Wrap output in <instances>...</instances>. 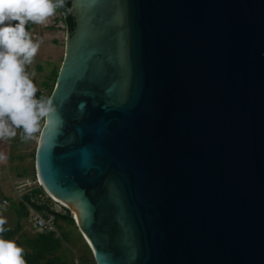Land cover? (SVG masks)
Wrapping results in <instances>:
<instances>
[{"label": "water", "instance_id": "water-1", "mask_svg": "<svg viewBox=\"0 0 264 264\" xmlns=\"http://www.w3.org/2000/svg\"><path fill=\"white\" fill-rule=\"evenodd\" d=\"M63 14L35 169L95 263L264 264V0Z\"/></svg>", "mask_w": 264, "mask_h": 264}, {"label": "clouds", "instance_id": "clouds-1", "mask_svg": "<svg viewBox=\"0 0 264 264\" xmlns=\"http://www.w3.org/2000/svg\"><path fill=\"white\" fill-rule=\"evenodd\" d=\"M64 4L65 0H0V139L15 137L17 129H22V140L34 139L40 121L56 112L51 99L36 98L38 89L31 78L35 72L25 70L40 48L26 25L44 24ZM79 108L83 111L85 104ZM6 223L0 216V264H26L24 249L3 238Z\"/></svg>", "mask_w": 264, "mask_h": 264}, {"label": "rangeland", "instance_id": "rangeland-1", "mask_svg": "<svg viewBox=\"0 0 264 264\" xmlns=\"http://www.w3.org/2000/svg\"><path fill=\"white\" fill-rule=\"evenodd\" d=\"M26 31L30 33L34 42L40 40L42 41L41 45L44 44L40 47V55L38 50L33 63L26 66L25 70L28 73L35 72V76L31 77L33 83L37 89H43L47 93L49 87L43 88V82H46L48 85L52 84L51 71L56 69L57 72L58 66L61 64L67 29L60 15L55 11L44 24L31 23L30 27H26ZM40 31L41 34H39ZM53 40H56V42ZM43 120L40 121L39 131L35 134L34 139L28 141L22 140V129H17V135L13 138L0 139V155L4 157V159H0V200L3 197H7L9 200L8 208L0 212V216L6 219V224L9 226H15L17 222L15 212L11 206V200L17 201L22 193L28 191L35 184L40 183L36 175L34 154ZM24 168L26 169L25 171L23 170ZM49 206L54 211L65 212V207L58 202L49 201ZM57 222L62 225V229H56L54 233L60 234L62 230L69 231L70 241L63 243V247L69 248L70 254L76 263H80L79 258L81 255L87 254L89 258L88 264H94L93 252L75 223L74 225H69L62 220H58ZM20 223L22 230L26 233L33 234L36 232L31 223L30 211L27 219H22ZM68 253L66 252V255Z\"/></svg>", "mask_w": 264, "mask_h": 264}, {"label": "trees", "instance_id": "trees-1", "mask_svg": "<svg viewBox=\"0 0 264 264\" xmlns=\"http://www.w3.org/2000/svg\"><path fill=\"white\" fill-rule=\"evenodd\" d=\"M63 8H58L56 12L60 15L67 29ZM30 25L31 22L26 27H30ZM55 75L56 69H53L51 71L52 84L48 85L46 82H43L42 86L45 89L49 87L48 92L45 93V90L38 89L36 93L37 99L41 97L47 98L52 89ZM23 170L25 171L26 169L24 168ZM49 200L40 184H35L28 191L22 193L17 201L11 200V206L15 212L17 222L15 226L4 225L6 231L3 233V238L14 241L17 246L24 249L23 256L26 264H75L69 248L63 247V243L70 241L69 231L62 230L60 234H55L52 231H36L33 234H28L22 230L20 221L27 219L29 207L42 212L44 215H47L48 212L53 213L56 229H62V225L57 222L58 220H62L69 225H74V220L70 216L69 211L66 208H64V213L54 211L49 207ZM66 252H69L68 255H66ZM79 260L80 264H88L89 258L87 254H84L81 255Z\"/></svg>", "mask_w": 264, "mask_h": 264}, {"label": "built area", "instance_id": "built-area-1", "mask_svg": "<svg viewBox=\"0 0 264 264\" xmlns=\"http://www.w3.org/2000/svg\"><path fill=\"white\" fill-rule=\"evenodd\" d=\"M45 194L50 199L49 201H53V202L57 203V201H55L53 198H51L46 192H45ZM5 201L7 202L6 204H5ZM8 206H9V200L7 199V197L1 198V200H0V212L5 211L8 208ZM29 211H30V215H31L32 226L36 231L56 232V226L54 224L53 213L48 212L47 215H44L42 212L34 210L31 207H29ZM75 264H80V263L79 262L76 263V261H75Z\"/></svg>", "mask_w": 264, "mask_h": 264}, {"label": "crops", "instance_id": "crops-1", "mask_svg": "<svg viewBox=\"0 0 264 264\" xmlns=\"http://www.w3.org/2000/svg\"><path fill=\"white\" fill-rule=\"evenodd\" d=\"M49 28H50V26H49ZM39 34H41V31L39 32ZM53 41L56 42V40H53ZM39 42H40V47H41L44 43L41 45L42 41L39 40ZM40 53H41V48H39V55H40ZM40 60H42V59L40 58Z\"/></svg>", "mask_w": 264, "mask_h": 264}, {"label": "bare ground", "instance_id": "bare-ground-1", "mask_svg": "<svg viewBox=\"0 0 264 264\" xmlns=\"http://www.w3.org/2000/svg\"><path fill=\"white\" fill-rule=\"evenodd\" d=\"M40 181V180H39ZM55 201H57V202H60L61 204H64V203H62L61 201H58V200H56L53 196H51ZM65 206H66V204H65ZM74 214V213H73ZM84 236V235H83ZM85 238V237H84ZM86 239V238H85ZM86 241H87V243L89 244V241L86 239ZM90 245V244H89Z\"/></svg>", "mask_w": 264, "mask_h": 264}]
</instances>
